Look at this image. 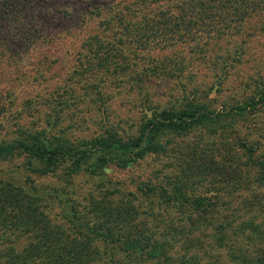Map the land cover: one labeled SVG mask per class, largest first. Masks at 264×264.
<instances>
[{
	"label": "trees",
	"instance_id": "trees-1",
	"mask_svg": "<svg viewBox=\"0 0 264 264\" xmlns=\"http://www.w3.org/2000/svg\"><path fill=\"white\" fill-rule=\"evenodd\" d=\"M25 1L19 0L20 12H14L11 2L0 0V35L3 21L17 41L39 35L37 27L26 30ZM82 4L83 23L97 20L80 46L86 56L74 75H99L104 82L92 85L100 92L111 82L123 85L143 96L152 113L135 135H122L106 121L84 142L43 126L14 124L16 138L0 141V158L22 153L29 169L42 174L61 166L70 174L85 171L99 190L82 201L78 194L68 198L33 184L0 182V264H264V144L240 141L234 128L226 129L239 113L253 111L257 117L264 111V82L256 83L253 104L242 101L220 113L204 100L220 92L250 40L264 32V0ZM64 11L72 17L68 8ZM200 66L216 71V77L205 86L188 87L195 80L190 71ZM156 82L175 84L163 93L171 106L152 99ZM63 89V94L75 91ZM1 93L0 114L11 106ZM6 123L3 116L0 125ZM205 125L216 137L185 145L166 177L157 171L142 179L138 193L110 182L111 166L127 168L167 153L169 137ZM253 133L264 139V124L255 122Z\"/></svg>",
	"mask_w": 264,
	"mask_h": 264
},
{
	"label": "rangeland",
	"instance_id": "rangeland-1",
	"mask_svg": "<svg viewBox=\"0 0 264 264\" xmlns=\"http://www.w3.org/2000/svg\"><path fill=\"white\" fill-rule=\"evenodd\" d=\"M6 1L11 2L14 12H20L16 7L19 0ZM25 2L28 4L26 30L37 27L39 35H36V39L22 36L17 41L15 35L7 31L9 25L3 21L4 33L0 35V92L4 102L11 106L9 111L0 114V122L3 116L8 119V123L0 125V141L15 139L14 124L20 122L30 129L43 126L49 132L59 131L58 133L62 132V135L69 136L72 140L83 142L99 134L106 121L112 123L122 135L137 134L145 118L152 113V109H145L143 96L129 92L123 85L111 84V81L106 87L100 88V92L99 88L94 86L104 82L99 75L85 78L74 75L79 62L86 56L80 46L93 31L97 20L90 19L83 23L82 0ZM65 8L72 12V17L63 16ZM246 50L241 63L231 69L220 92L211 93L209 97L204 98L220 113L230 110L233 105L242 101L249 100L253 104V97L259 93L256 83L264 82V32L255 34ZM218 72V75L226 74L224 71ZM215 73L216 71L207 66L190 71L189 78L195 80L188 87L205 86L206 82L216 77ZM174 85L170 83L163 86L162 83L156 82L150 88L154 102L161 107L171 106L163 93L165 90L170 91ZM63 86L75 91L63 94ZM7 91L13 95L7 96ZM60 101L61 106H58ZM255 122L264 124V111L257 117L253 116V111L239 113L231 119L226 129L230 133L234 128L240 141H261L264 144V139L253 133ZM210 130L205 125L183 135L174 134L166 144L167 153L149 156L127 168L111 166L108 175L110 182L138 193L137 184L142 179L151 178L157 171L162 173L160 178L166 177L173 158L178 162L180 151L186 150L185 145L211 142L216 136L210 134ZM167 138L166 136V140ZM228 140L233 142L232 137ZM222 141L223 139L218 138L216 147L220 148ZM238 148L235 145L233 149L241 152ZM69 172L66 166L57 168L54 173L35 172L29 169L28 159L22 153L0 158V182L21 183L27 186L33 184L36 188L50 193H68V198H74L75 194H78L82 201L89 191L97 189L96 181L85 171L77 175ZM201 188H205V185ZM60 210L57 209L59 212ZM81 214L85 212L82 210Z\"/></svg>",
	"mask_w": 264,
	"mask_h": 264
}]
</instances>
